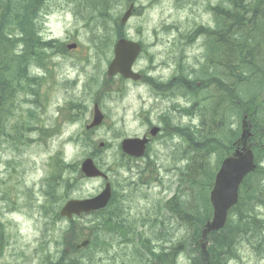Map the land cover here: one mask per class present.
Instances as JSON below:
<instances>
[{"label":"rangeland","instance_id":"rangeland-1","mask_svg":"<svg viewBox=\"0 0 264 264\" xmlns=\"http://www.w3.org/2000/svg\"><path fill=\"white\" fill-rule=\"evenodd\" d=\"M193 2L190 0V4ZM87 3L88 0L86 4L84 0H48L43 17L40 13L37 17L38 22L42 21V27L38 26L40 43L45 40H50V43L46 47H40L38 62L40 70L38 68L35 70L36 62L30 61L27 66L30 79L19 83V86L36 91L37 95L25 96L22 93L19 97L20 102L28 98L32 103L26 104L25 107L24 102H21V108L13 103L12 108L6 111L7 120H11L9 129L14 126L15 118H18L20 123L31 122L35 127L9 130L10 141L3 144L10 151L8 157L14 159L16 170L9 168L7 173H0V264H44L47 258L54 259L63 249L72 246L66 239L62 241L60 238V233L65 231L61 228L68 222H58L56 211L58 213L59 208L69 199H83L96 195L104 185L103 180L93 181L81 176L79 166L86 158L93 157L97 166L105 171L113 185L114 203L117 200L122 201L127 216L134 220L138 228L142 224L150 225L155 219L154 214H157L158 207L169 199L174 189L177 187L179 191L183 188V185L179 184V169L184 166L180 155L181 149L179 151L173 149L170 152L173 154L166 157L170 153L164 148L165 137L167 136L168 139L174 132L172 129L174 125H186L190 128L194 126L192 130L195 131L199 129L200 122L195 117L188 120L179 116L175 120L174 114H166L171 120L168 118L166 122L161 123L158 114L166 113V106L172 104L164 97L170 94L172 87L169 80L174 79V72L179 68L174 59L181 56L182 52H185V56L192 55V49L181 43L175 48L177 33H174V28L183 31L178 25H187L190 22L193 9L177 0H112L109 15L104 18V27H102L100 23L96 24L99 17L98 10H89L90 6ZM131 3L135 5L136 14L128 22L124 34L129 40L142 43L144 46L133 69L142 76H147L149 81H160L162 83L160 87H155V82L148 87L144 82L136 85L124 81L119 76L108 79L105 75L107 65L113 58L114 42L121 33L118 22ZM156 38L159 42L155 40ZM257 41L252 43L256 44ZM73 43L77 48L74 51H67L66 46ZM260 45L264 50V45ZM250 62L258 66L257 60L252 59L249 60ZM39 80L43 83L40 84L41 87ZM147 93L151 94L150 109L147 106L135 110L133 102L135 96L146 98ZM158 96L163 99L160 101ZM69 97L71 104L67 108V114L71 116L69 120L79 122L67 127L61 121L59 127L45 131L46 128L53 127L56 116L54 113L56 108L49 110V104L61 105L63 99ZM184 99L192 102V98ZM187 102L180 101L179 111L190 106ZM94 104L98 105L104 119L99 127L86 130L85 126L90 123ZM122 105L127 106L124 112L119 110ZM131 111H135L137 127L129 119ZM159 124L165 126V131L158 138V143L153 144L146 155L151 160H156V167L151 169V172L142 174L141 180L135 179L131 176L135 165L144 161L129 160L120 151V142L127 137H141L152 125ZM204 125L209 129L218 126ZM239 127L240 125L235 124V130H239ZM33 130L41 131L33 132ZM178 134L182 136L181 132ZM189 136L183 131L184 139H189ZM67 137L72 138L74 142L67 144L65 142ZM41 139L44 141L37 143ZM100 143L104 144L101 149L98 148ZM190 147V139L186 144L182 141L183 153ZM13 153L18 155L17 160ZM35 165L38 166L37 171L32 170ZM3 168L4 165L0 170ZM52 171L58 176L56 181L50 176ZM190 174L191 172L187 177ZM130 183L133 191L128 190ZM66 185L69 186L68 189H65ZM170 188L171 192L167 193ZM51 191L65 193L52 200L50 196H46V193L50 195ZM45 199L47 209L58 225L48 228L54 230V235L50 236H47L42 229L43 222L39 210L30 205L32 201L37 204ZM194 205L200 207L198 203ZM255 213L264 218V209L256 208ZM246 215L248 216V212ZM163 218L167 220L168 225L164 227L168 231L161 241L165 248L166 244L171 242L178 246L176 242L180 241L184 230L180 229L176 220L168 213L160 212V220ZM82 220L86 219L82 218L79 221ZM161 228L162 225L157 224V231ZM144 231L145 229H141L138 232ZM120 234L121 240L114 238L106 252L96 250L94 261L104 260L101 264L121 262L136 264L129 256L134 250L136 255L140 253V243L146 239V236L137 240L134 234L128 233L126 236L123 232ZM126 243L130 244L126 245ZM90 249H92L91 256L95 249ZM184 250L189 252L191 247H186ZM80 252L82 250L77 254ZM83 257H87L86 251H83ZM175 261L176 264H185V256L180 255ZM225 264L264 263L242 245L239 258L231 259Z\"/></svg>","mask_w":264,"mask_h":264},{"label":"bare ground","instance_id":"bare-ground-1","mask_svg":"<svg viewBox=\"0 0 264 264\" xmlns=\"http://www.w3.org/2000/svg\"><path fill=\"white\" fill-rule=\"evenodd\" d=\"M177 1L188 4L190 9H193V12L191 11L192 18L187 25H178L183 28V31L180 32L178 28H174V33H177L175 35L177 47L175 48H178L179 43H181L192 49V55L190 57L185 56V52H182L181 56L174 59L181 74L173 81V84L178 86L177 90L187 93L192 98V102H189V109L196 112V118L200 122L206 125H218L210 128L213 133L228 137L230 132L227 128L235 124H241V118L248 116L256 130L255 136L260 137L264 134V87L258 86L256 83L264 81V50L261 47H257L253 51L255 58L258 60L257 65L259 67H256L255 64L253 65L246 60L239 62L233 60L234 58L243 59V56L232 43L248 47L254 44L252 43L253 41L258 40L257 43H259L264 40V0H192L194 1L192 4H190V0ZM10 3L13 5L15 3L16 5L14 0ZM18 3L20 4V0H18ZM44 9L45 7L40 11L41 16ZM13 10L12 5L10 9H7L8 14L0 10L1 95L8 89L10 83L21 82L25 80V76H29L27 68H19L24 64L22 59L17 62L13 57L8 58L6 56L7 53H11L12 56L20 54L23 49L21 37H25L24 34L28 30V25H26L23 29L25 32L23 30L17 31L16 35H14L12 33L9 34L8 29L3 27L10 23L12 16H16ZM106 15L109 14L106 13ZM32 24L35 25L34 30L37 31L36 25L38 24V19L34 20ZM167 27L172 29L169 26ZM251 29L252 31H249ZM155 40L159 42L157 38ZM25 51L27 53L31 51L30 44L26 47ZM37 51L38 47L35 49V53ZM189 58L191 59L189 60ZM208 60L209 62L207 63ZM183 64L187 66L183 67ZM38 69L40 70V68ZM249 74L250 77H248ZM28 79L30 78L28 77ZM153 82H155V87H160L162 84L160 81ZM150 97V93H147L146 98L136 95L133 101L135 110L147 106L150 109L152 105V102L149 100ZM25 100L27 101L21 100V102H24L25 107L26 104L32 103L28 98ZM21 102L18 98L16 105L19 108H21ZM166 107L167 112L158 114V119H167L166 114H175L180 109L179 106L175 105H167ZM54 108H58V105H49V110ZM125 109H127V106L122 105L119 110L124 112ZM129 115L130 121L137 127L135 111H131ZM160 126V124L157 126L153 134L154 138L161 137L162 134L158 130ZM33 127L35 126L31 122H24L19 126L20 129ZM174 128V133L165 142L164 148L167 153L172 152L173 149L179 151L182 146L183 137L177 134L176 128L178 127L175 126ZM189 139L192 153L187 154L188 158L192 157L193 154H199L205 147L214 142L213 139L208 137H190ZM43 141L44 139H41L37 143H42ZM65 142L72 144L74 140L67 137ZM259 150L262 162L258 164L255 171L247 174V181L244 184L246 188L254 187L257 179L264 173V142L260 143ZM172 154L170 153L166 157H170ZM143 161L144 163L135 165V169L131 174L133 178L138 179L141 174H147L151 172V169L156 167V160L153 161L149 157H146ZM195 162L197 160L185 159L182 161L185 167ZM4 163L7 170L9 168L16 169L13 158H4ZM213 167L215 168V166ZM37 168L38 166L35 165L32 170L35 171ZM191 186L194 191L190 193V201L200 204L199 194L201 192H208L212 188L211 175L209 176V173L206 171L195 172L191 180ZM241 192L244 193V196L240 200V203L244 209L248 205V216L244 209L239 210L233 214L234 221L237 219L247 221L249 220L248 217H256L257 225L264 229V218L261 215H257L255 209L252 207V202L264 206V195L256 198L248 195V190L246 192V189H242ZM115 204L120 206L122 205V201L117 200ZM90 217L92 220H95L94 214H90ZM177 243L178 246H181V249L191 247V251H189V264H197L200 253H204L208 249L207 245H205L204 249L201 246L197 247L184 241H178ZM166 258L168 259L167 256ZM162 260L160 259L161 264H173ZM73 261L79 264H92L89 257L81 258L76 256L73 257Z\"/></svg>","mask_w":264,"mask_h":264},{"label":"trees","instance_id":"trees-1","mask_svg":"<svg viewBox=\"0 0 264 264\" xmlns=\"http://www.w3.org/2000/svg\"><path fill=\"white\" fill-rule=\"evenodd\" d=\"M13 0H0V10L3 12H7V9H10V6L12 5L15 12V17L12 16V20L10 23L3 26L4 28L8 29L9 34L12 33L16 35L17 31H21L25 28L26 25H28V30L25 32V37H21L22 43H23V49L20 52V54L11 56V53H7V57L17 60V62L22 59L24 64L23 66L19 67L21 68H27L30 61H35L37 65V59L39 57V50L41 47L40 38H38V24L36 25V30H34V26L32 22L37 19L39 16V13L41 9L45 7L46 0H20V4L18 3V0H14L16 2V5L14 3L11 4L10 2ZM74 1V0H72ZM18 3V5H17ZM84 4H86V0H84ZM90 7H88L89 10L94 11L98 10L99 17L97 18L96 24L100 23L102 27H104L105 17L107 16L106 13H108L110 7L112 6V0H88L87 3ZM2 27V29H3ZM16 28V29H15ZM31 29V31H30ZM249 31H252L249 30ZM1 32V30H0ZM264 38V36H263ZM235 41V40H234ZM232 41V42H234ZM31 45V51L27 53L25 51L26 47ZM260 44L264 45V40L262 42L256 43L253 46L248 47H242L236 43H232V45L236 48H238V51L240 54H242L243 59L234 58L236 62L246 60L249 62L253 60H257L254 56V49L257 47H261ZM38 47V51L35 53V49ZM264 48V46H263ZM253 52V53H252ZM258 61V60H257ZM16 62V63H17ZM257 67V66H256ZM259 67V66H258ZM261 71V69H259ZM27 75V74H26ZM250 77V74L248 75ZM25 79H28L27 76H25ZM19 82L10 83L8 90H9V97L12 95L13 86L18 85ZM258 86L264 87V81L258 82ZM252 123V122H251ZM256 132V130L254 129ZM231 132V136H232ZM200 137H208L210 139H213V144L205 147L197 156L195 160L197 162L194 163V167L191 168L192 173L195 174L197 171H206L209 173V176L211 175V178L213 179L214 170L210 171V161L208 162L207 157H211L212 155L218 156L225 151V147L229 146L230 144V137L222 136L220 134L213 133V135L206 136V134H201ZM236 137V136H235ZM257 137V136H256ZM260 142H264V134H262L260 137H257ZM207 149V150H206ZM206 150V151H205ZM205 151V152H203ZM226 152V151H225ZM258 155V154H257ZM184 177V176H183ZM193 178V177H192ZM191 178V180H192ZM191 180H187L184 177L183 180V186H186L187 192L184 194L186 195V199L181 201V199L177 202H169L167 205V209L170 211V214L172 217L176 218L177 221L180 222L181 225H184L187 229L188 236L191 235V237L187 240H183L184 242L190 243L195 246H199L197 244V239L199 238V230L202 224L209 218L210 216V207L207 200V192H201L199 194L200 196V207H197L190 201V193L191 191H194L191 186ZM189 181V183H188ZM244 181L242 185V189H246V192L248 190V195L252 197L258 198L261 195H264V173L257 179V183L254 187L246 188L244 185ZM245 187V188H244ZM250 188V189H249ZM244 196V193L240 192V198L239 202L236 205V207L232 210V218L230 221H228L225 229L221 230L220 232L212 233L209 237L210 239V245L208 249L204 253H200V256L197 260V264H203L204 262L208 264H220L225 259L230 257V255H234L235 249L239 248L241 245H254L255 242H260L261 246H264V229L260 228V226L257 225L256 217H248L249 220L247 221H241L236 220L234 221L233 214L238 212L239 210L244 209L242 204L240 203V200ZM247 206H245V213L248 212ZM252 207L254 209L259 207H263L261 204H257L252 202ZM95 220L93 222L89 223V226L87 230L91 232L93 235V243L96 245L94 247V251L102 250L105 251L109 248L110 245H112V241H114V238H118L121 240L122 235L120 232H123L124 235L130 233L134 234L138 240L143 239L146 235V230L141 233L138 232V228L133 225L134 220L130 219L124 212V208L122 205H114V208L105 212H97L94 214ZM236 217V215H235ZM157 224H160L157 220V218L152 222L153 230H148V236H146V239L144 241H141V246L144 250L148 251L150 253L151 259L150 264H161L160 259H163L162 261H167L170 263L175 264L176 256L181 252V246H171L168 247V249L165 250H154V243L159 242L160 239L159 236H157ZM144 228V225H142ZM166 232L168 231L167 228L165 229ZM121 243V242H120ZM128 243L127 245H129ZM87 253V257L91 254L92 250L86 249L84 250ZM106 252V251H105ZM94 253V252H93ZM190 252H188L187 256L189 257ZM83 257V251L75 254L74 257ZM168 257V259L166 258ZM90 258V257H89ZM72 263H74L73 259L71 260ZM61 264H66L64 260L61 262ZM79 264V263H74Z\"/></svg>","mask_w":264,"mask_h":264},{"label":"water","instance_id":"water-1","mask_svg":"<svg viewBox=\"0 0 264 264\" xmlns=\"http://www.w3.org/2000/svg\"><path fill=\"white\" fill-rule=\"evenodd\" d=\"M129 15L130 10L124 15L121 23H124ZM114 52L115 59L110 64L108 73L112 74L116 70H121L122 75L130 77V66L139 52L138 46L121 40L116 43ZM131 77L137 78V76ZM100 120L101 117L97 115L93 125H97ZM134 142L124 141L122 148L129 155L138 156L140 155V150L135 149ZM235 157L237 158L226 159L216 176L214 189L210 195V201L214 209L213 220L211 223H207L205 229L202 231L203 238L209 231L218 230L224 225L227 210L236 203L237 186L242 178L254 168L250 151L246 152L245 155L236 152ZM82 171L88 177L101 175L90 160H86L82 164ZM109 197V186L107 185L105 191L96 198L82 202H69L61 213L70 214L71 212L79 213L99 209L107 204Z\"/></svg>","mask_w":264,"mask_h":264},{"label":"flooded vegetation","instance_id":"flooded-vegetation-1","mask_svg":"<svg viewBox=\"0 0 264 264\" xmlns=\"http://www.w3.org/2000/svg\"><path fill=\"white\" fill-rule=\"evenodd\" d=\"M178 114H179V113H178ZM150 142L152 143V142H153V139H152V140H150ZM150 142H149V143H150Z\"/></svg>","mask_w":264,"mask_h":264}]
</instances>
